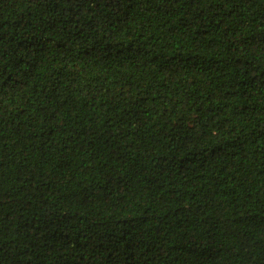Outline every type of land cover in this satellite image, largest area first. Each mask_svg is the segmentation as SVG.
<instances>
[{
	"label": "trees",
	"instance_id": "obj_1",
	"mask_svg": "<svg viewBox=\"0 0 264 264\" xmlns=\"http://www.w3.org/2000/svg\"><path fill=\"white\" fill-rule=\"evenodd\" d=\"M0 264H264V0H0Z\"/></svg>",
	"mask_w": 264,
	"mask_h": 264
}]
</instances>
